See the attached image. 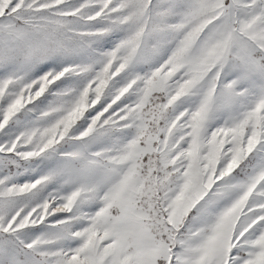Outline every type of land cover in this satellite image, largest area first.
Instances as JSON below:
<instances>
[{
  "label": "snow or ice",
  "instance_id": "1",
  "mask_svg": "<svg viewBox=\"0 0 264 264\" xmlns=\"http://www.w3.org/2000/svg\"><path fill=\"white\" fill-rule=\"evenodd\" d=\"M0 264H264V0H0Z\"/></svg>",
  "mask_w": 264,
  "mask_h": 264
}]
</instances>
